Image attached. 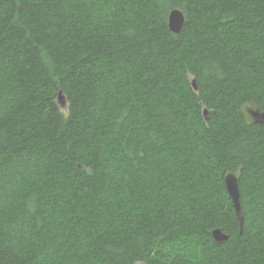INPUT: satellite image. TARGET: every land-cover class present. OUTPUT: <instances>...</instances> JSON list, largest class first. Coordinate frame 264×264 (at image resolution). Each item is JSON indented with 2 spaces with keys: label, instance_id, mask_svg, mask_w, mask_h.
<instances>
[{
  "label": "trees",
  "instance_id": "16d2710c",
  "mask_svg": "<svg viewBox=\"0 0 264 264\" xmlns=\"http://www.w3.org/2000/svg\"><path fill=\"white\" fill-rule=\"evenodd\" d=\"M1 102L0 264H264V0H0Z\"/></svg>",
  "mask_w": 264,
  "mask_h": 264
},
{
  "label": "water",
  "instance_id": "95a60500",
  "mask_svg": "<svg viewBox=\"0 0 264 264\" xmlns=\"http://www.w3.org/2000/svg\"><path fill=\"white\" fill-rule=\"evenodd\" d=\"M185 17L181 10L173 8L168 13V27L172 32H179ZM194 89H197L195 79H192L191 82ZM57 103L61 109L65 108L66 100L62 91H59L57 94ZM247 113L250 116L253 123L262 124L264 122V112H261L257 109L248 108ZM202 114L205 120L208 118L207 109L204 107L202 109ZM224 185L225 189L232 201L233 208L236 214V217L239 221L240 227L243 223V213L241 210L240 204V192L238 186V177L235 172H228L224 175ZM212 238L215 242H223L228 239V235L224 233L220 228H214L211 231Z\"/></svg>",
  "mask_w": 264,
  "mask_h": 264
},
{
  "label": "clouds",
  "instance_id": "9594fccd",
  "mask_svg": "<svg viewBox=\"0 0 264 264\" xmlns=\"http://www.w3.org/2000/svg\"><path fill=\"white\" fill-rule=\"evenodd\" d=\"M7 114V110H0V118ZM13 251L20 252L22 249H27L30 246V240L28 236L15 237L10 241ZM190 256L189 258L193 264H208V259L211 257L212 252L206 251L198 245L196 238L194 237L190 241V248L188 249ZM41 264H45V258L41 257Z\"/></svg>",
  "mask_w": 264,
  "mask_h": 264
},
{
  "label": "rangeland",
  "instance_id": "374dc122",
  "mask_svg": "<svg viewBox=\"0 0 264 264\" xmlns=\"http://www.w3.org/2000/svg\"><path fill=\"white\" fill-rule=\"evenodd\" d=\"M7 107H8V105L6 103H4V102L0 103V110H3V109L7 110L8 109ZM4 196H5V194L3 192L0 193V203H1V199H3Z\"/></svg>",
  "mask_w": 264,
  "mask_h": 264
}]
</instances>
